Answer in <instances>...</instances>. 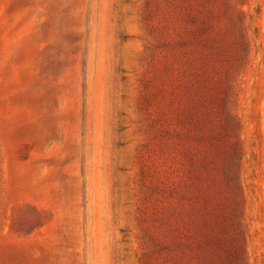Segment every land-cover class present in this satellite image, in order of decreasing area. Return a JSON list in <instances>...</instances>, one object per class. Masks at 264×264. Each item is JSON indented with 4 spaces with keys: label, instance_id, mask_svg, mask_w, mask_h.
Instances as JSON below:
<instances>
[{
    "label": "rangeland",
    "instance_id": "1",
    "mask_svg": "<svg viewBox=\"0 0 264 264\" xmlns=\"http://www.w3.org/2000/svg\"><path fill=\"white\" fill-rule=\"evenodd\" d=\"M178 9V0H0V264H196L173 247L185 240V207L167 193L184 180L192 144L157 133L190 127L185 61L166 43L182 30ZM243 10V248L246 264H264V0ZM223 149L210 152L217 178ZM216 187L211 252L229 264L234 234Z\"/></svg>",
    "mask_w": 264,
    "mask_h": 264
},
{
    "label": "trees",
    "instance_id": "2",
    "mask_svg": "<svg viewBox=\"0 0 264 264\" xmlns=\"http://www.w3.org/2000/svg\"><path fill=\"white\" fill-rule=\"evenodd\" d=\"M244 4L245 0H178V16L183 27L176 38L166 42L172 50L179 49L185 61V95L192 103L185 117L190 127L176 131L162 128L157 133L179 143L188 140L192 144L184 152V180L167 193L174 203L186 208L180 212L185 240H175L173 247L177 252L188 250L196 264L215 261L211 231L214 214L221 209L216 192L219 182L226 192L227 205L223 211L228 214L234 234L227 243L229 264H246L244 201L238 179L242 148L235 115L237 77L250 51ZM223 57H232L233 63L219 75L216 65ZM213 114L219 118L216 127H211ZM219 148H224L225 157L220 169L222 177L217 178L210 152ZM191 227L197 229V238L188 241L186 234Z\"/></svg>",
    "mask_w": 264,
    "mask_h": 264
}]
</instances>
